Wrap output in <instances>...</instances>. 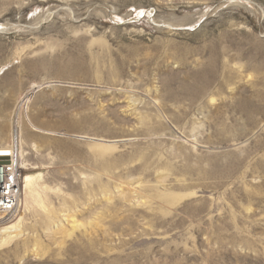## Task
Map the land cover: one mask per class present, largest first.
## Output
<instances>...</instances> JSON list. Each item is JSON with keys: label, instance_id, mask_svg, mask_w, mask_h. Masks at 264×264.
<instances>
[{"label": "rangeland", "instance_id": "rangeland-1", "mask_svg": "<svg viewBox=\"0 0 264 264\" xmlns=\"http://www.w3.org/2000/svg\"><path fill=\"white\" fill-rule=\"evenodd\" d=\"M0 26V148L16 127L37 176L0 264H264V0H0Z\"/></svg>", "mask_w": 264, "mask_h": 264}, {"label": "bare ground", "instance_id": "bare-ground-1", "mask_svg": "<svg viewBox=\"0 0 264 264\" xmlns=\"http://www.w3.org/2000/svg\"><path fill=\"white\" fill-rule=\"evenodd\" d=\"M23 102H25V104L27 105L29 103V97L26 96ZM18 137V131L16 130V127H14L11 134L10 146H8L7 149L0 148V157L4 158L7 161H9L10 159H13L14 161L13 166L8 165L9 167H5V172L9 173V175L15 180L16 185L14 188L17 187L18 191L13 211L10 213H5L4 215H0V218L2 220L0 221V239L3 243L9 241L13 237L14 233H16V231L18 230L17 225L13 224L11 222V219L14 217L20 207L23 189L28 192H32L33 185L37 179L36 174H28L26 177H23L24 179H20L17 176H20L19 172L20 170H23L21 168V166L23 165V161L21 160V157H23V151L20 150V146H18Z\"/></svg>", "mask_w": 264, "mask_h": 264}, {"label": "built area", "instance_id": "built-area-1", "mask_svg": "<svg viewBox=\"0 0 264 264\" xmlns=\"http://www.w3.org/2000/svg\"><path fill=\"white\" fill-rule=\"evenodd\" d=\"M13 162V159L7 161L0 157V215L12 212L16 203L18 191L17 187L14 188L15 180L5 172V167L13 166ZM17 176L20 178L19 175ZM0 221H2L1 218Z\"/></svg>", "mask_w": 264, "mask_h": 264}]
</instances>
